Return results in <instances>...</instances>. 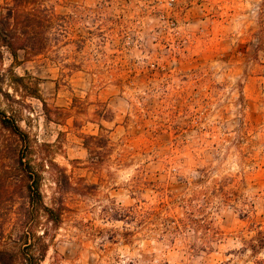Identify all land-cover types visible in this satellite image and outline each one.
Masks as SVG:
<instances>
[{
    "label": "rangeland",
    "instance_id": "obj_1",
    "mask_svg": "<svg viewBox=\"0 0 264 264\" xmlns=\"http://www.w3.org/2000/svg\"><path fill=\"white\" fill-rule=\"evenodd\" d=\"M41 2L53 16L54 23L62 25L63 28L57 24L53 26L48 50L43 55L28 57L21 51L15 61L8 50L3 48L0 55V74L7 79L5 90L13 95L16 93L11 87L12 73L29 81L38 80L40 94L48 105L63 109L69 117L60 122L61 124L49 122L41 108V102L31 98L23 99L31 109L19 105L12 107L1 97L0 105L10 113L12 109L17 111L22 119L21 126L40 142L56 146V157H60L58 164L66 170L74 184H79L82 179L81 183L87 185L85 196L71 192L59 194L51 176L46 174L44 177L45 197L47 198L50 191L51 202L57 197L63 198L67 209L71 210L66 211L63 216V226L67 229V238L63 244L67 251L59 257L58 264L60 261L79 259L83 246L87 243L95 245L90 255L96 258L86 257V264H111V253L116 246L121 240L127 242L126 235L116 227H96L90 220L84 223L87 216H82V213L90 205L100 203L97 197L101 190H115L112 188L115 177L111 173L106 174L105 169L113 163V153L119 143L116 137L120 134L118 129L121 127L119 123L112 125L113 112L110 105L118 106L122 97L109 93L106 81L127 79L123 65L137 47L139 37L136 33H146L145 41L141 42L144 45L141 51H147L155 60L164 57L169 62L178 60L183 71L198 74L200 85L207 86L205 94H210L206 118L219 115L221 119L216 122L215 127L219 128L223 124L221 132L229 126H235L234 130L239 134L234 143L238 149L247 145L242 156L246 166L254 169L243 180L226 176L223 180L214 182L213 187L202 188L210 175L211 162L218 160L222 164L223 159H226L213 152L210 153L209 168L204 170V176L193 180L191 185L181 178H177L175 182L160 179L161 174L157 173L154 177L155 186H147L144 190L169 197L170 207L187 205L189 210L184 213L183 222L193 230L203 232L208 238L204 241L209 245L206 264H264V215L258 214L257 204L250 203L244 195L249 186V177H252L253 189L264 185V179L255 176L256 172L264 169V15L258 33L250 37L251 42L248 45H238L233 44V36L225 32L224 25L219 22L218 11L221 5L215 0H172L171 10L166 8L169 0ZM242 4L243 0H231L230 6ZM2 5L3 2L0 1V7ZM260 7L264 9V5ZM137 9L140 10L139 14L132 19ZM148 20L159 23L148 24ZM148 28H155V33L148 32ZM154 34H159L157 39L148 44V39ZM229 53L230 58L225 60L224 57ZM214 76L222 77V82L217 84ZM235 77L240 79L233 85L232 78ZM148 78V73L145 72V79ZM163 78L165 77L160 72L151 77L153 81ZM246 86L250 88L249 100L256 101L255 120L241 116L248 108V100L232 120L228 118L230 113L225 110L226 106L218 105L217 111H212L211 102L224 89L238 87L243 92ZM178 95L187 98L186 94ZM17 97L20 98L19 94ZM156 110L161 109L157 107ZM101 125L107 130L104 134L110 137L112 148L106 163L100 168H94L90 165L83 138L97 135ZM249 132L252 136L248 135ZM253 136L257 139L253 140ZM153 143L164 146L168 141L163 135H158L153 138ZM68 155L73 158L72 167L65 166ZM123 162L121 158L120 163ZM189 195L191 199H187ZM217 198L225 206H234V203L243 201L247 208L236 220L226 217L228 223L223 232H218L213 222L208 221L204 208L195 207L201 201L207 207ZM260 207L264 208V204ZM161 211L166 213L167 209ZM100 219L106 224L112 222L113 218L107 207L101 212ZM72 228H78L79 232H71ZM55 231L56 229H51L50 233ZM229 240L239 241L243 247L228 251L226 256L219 245ZM193 247L196 251L192 256L198 258L202 249L196 245ZM215 252L220 254L213 255Z\"/></svg>",
    "mask_w": 264,
    "mask_h": 264
},
{
    "label": "clouds",
    "instance_id": "obj_2",
    "mask_svg": "<svg viewBox=\"0 0 264 264\" xmlns=\"http://www.w3.org/2000/svg\"><path fill=\"white\" fill-rule=\"evenodd\" d=\"M221 7L218 11L219 22L224 25V31L233 36V44L248 45L250 37L258 33L264 9V0H243L242 6H230L231 0H215ZM141 7H144L141 4ZM172 0L166 5L171 10ZM139 9L133 13L132 19L139 14ZM158 21L148 20V24H158ZM146 27V25H143ZM148 32L155 33V28H148ZM139 37L133 54L124 61L123 72L127 79H109L106 81L107 91L118 97H122L118 106H111L113 112L112 125H121L119 141L113 153V163L105 169V173H111L115 177L112 188L103 189L98 195L100 203L90 205L82 216L86 215L92 225L100 228H118L127 237V242L121 240L111 253V264H206L209 245L204 241L208 239L203 232L195 231L183 222L184 213L188 211L187 205L170 207L169 197L151 190L145 191L147 186H155L154 179L160 173V179L175 182L177 178L187 180L191 185L193 180L202 178L204 170L209 168L210 153L216 152L223 159L212 161L207 183L202 188H211L214 182L231 177L243 180L245 175L253 172V168L246 166L242 153L245 147L237 148L234 140L239 134L234 130L235 126L224 128L216 122L221 119L219 115L206 118L210 94L206 95L207 86L200 85L196 72L183 71L180 61H167V57L155 60L147 51H141L146 33H136ZM159 34L152 35L147 43L152 44ZM156 47V45H152ZM40 55H43L41 53ZM230 53L224 57L230 58ZM167 66L165 67V63ZM145 72L148 79H145ZM160 72L165 78L153 81L152 76ZM217 84L222 82V77L214 76ZM240 77L232 78V84L236 85ZM243 83V81L241 80ZM250 88L245 87L243 92L238 87L224 89L219 97L211 102L213 112L217 107L226 106L229 111V120L236 118V112L243 108L246 100L248 108L241 113L242 118L256 119L254 112L255 100H249ZM186 94V99L183 95ZM46 101L42 100L41 108ZM155 105V107H154ZM159 107L161 110L157 111ZM163 135L166 141L164 146H157L153 138ZM252 136V133H248ZM253 140L257 137H252ZM55 141L53 140V143ZM51 152L50 147L43 149ZM259 155V153H257ZM30 150L26 151L23 158L13 161L17 167L35 173L37 195L40 201V211L46 214L48 228H37L25 244L26 254L31 256L32 264H58L60 256L67 251L63 242L67 238V229L63 226V214L71 211L57 201L53 206L51 192L47 198L39 192V176L35 168L28 163ZM124 162L121 164L120 160ZM66 167H72V156L66 157ZM60 157L54 160L46 158L42 171L52 166H58ZM255 167V166H254ZM215 171H212V170ZM68 175L67 172L64 173ZM256 178L264 179V169L255 173ZM33 178V177H30ZM249 177L248 188L245 189V198L257 204L258 214L264 215V185L253 189ZM55 188V185H52ZM107 197V198H106ZM187 199H191L189 195ZM107 207L112 215V222L105 223L100 219V214ZM197 209L204 208V215L218 232H223L227 226V218L238 219L241 212L247 211L240 203L234 206H225L219 199H214L207 207L197 202ZM94 209V210H93ZM167 209V212H162ZM55 226L56 231L50 233L48 229ZM71 232L78 233V228H72ZM54 237V239H53ZM85 239H87L85 237ZM99 243V241H97ZM200 247L201 254L194 258L193 247ZM217 247V245H212ZM243 247L239 241H228L219 245V248L227 256V252ZM95 248L94 244L87 243L83 246L81 257L75 261H60L59 264H86V257L95 259L90 252ZM219 252L213 255H219ZM230 259L231 257H227Z\"/></svg>",
    "mask_w": 264,
    "mask_h": 264
},
{
    "label": "trees",
    "instance_id": "obj_3",
    "mask_svg": "<svg viewBox=\"0 0 264 264\" xmlns=\"http://www.w3.org/2000/svg\"><path fill=\"white\" fill-rule=\"evenodd\" d=\"M3 2L0 13V55L3 48L7 49L16 61L21 51L28 57H35L48 50L50 32L57 23L53 16L43 5L41 0H0ZM60 28L62 25L57 24ZM61 30V29H59ZM65 30V29H62ZM61 34V33H60ZM12 89L15 95L6 91V77L0 74V97L10 106L19 105L23 108L31 107L23 99H36L42 103L39 81H29L12 73ZM20 96L18 98L17 96ZM11 107V108H12ZM49 111L44 112L47 120L61 124L69 117L63 109L44 105ZM107 119L105 118V121ZM22 119L17 111L11 113L0 105V264H32L33 253L26 254L25 244L37 228H48L46 214L40 211V201L35 187V173L17 167L13 161L23 158L26 151L30 150L28 163L32 165L39 176V192L44 194L43 183L46 174L50 175L57 186L58 193L71 192L85 196L87 185L74 184L66 170L58 166H52L42 171L46 158L54 160L56 146L47 142H40L21 126ZM107 130L101 125L97 135L83 138V145L89 153L90 165L100 168L106 163L111 152V140L106 134ZM50 147L51 152L43 149ZM33 177V178H30ZM45 195V194H44ZM62 202L63 198H55L56 202ZM67 208V207H66ZM64 216V214H63ZM56 229L55 226L48 229Z\"/></svg>",
    "mask_w": 264,
    "mask_h": 264
}]
</instances>
